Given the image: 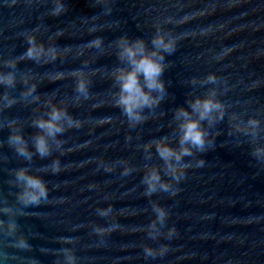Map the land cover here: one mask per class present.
Listing matches in <instances>:
<instances>
[{"label": "water", "instance_id": "1", "mask_svg": "<svg viewBox=\"0 0 264 264\" xmlns=\"http://www.w3.org/2000/svg\"><path fill=\"white\" fill-rule=\"evenodd\" d=\"M157 35L175 39L164 54L165 91L133 126L115 106V70L130 67L120 40L142 39L152 51ZM29 38L43 46L37 59L25 56ZM9 74L14 83H0V264H67L63 249L76 264H264V0H0V78ZM81 80L87 98L76 91ZM209 96L221 109L200 122L204 150L182 157L188 167L177 183L157 142L179 151L177 111L198 119L191 104ZM53 107L81 125L63 120L66 131L49 138L51 155L41 158L33 121ZM17 132L30 161L9 144ZM20 168L47 182L46 201L18 200ZM153 170L169 191L146 194Z\"/></svg>", "mask_w": 264, "mask_h": 264}, {"label": "clouds", "instance_id": "2", "mask_svg": "<svg viewBox=\"0 0 264 264\" xmlns=\"http://www.w3.org/2000/svg\"><path fill=\"white\" fill-rule=\"evenodd\" d=\"M63 11V6H58L54 9L53 15H58ZM97 39L93 43L100 44ZM153 50L148 51L145 42L142 39H136L129 42L127 38L120 40L119 58L122 61H127L130 67L117 68L115 70V78L120 86L119 99L116 107L122 109L123 114L127 120L135 126L136 124L143 123L147 116L143 114L145 108H153L158 105L163 98L165 91V83L161 79L165 70L164 54H171L175 51V39H166L163 35H157L152 40ZM29 49L25 56L29 59H37L38 53H43V46H37L34 38H29ZM54 51V50H53ZM55 58V57H53ZM216 77L211 75L208 77L209 82H215ZM0 83L11 85L14 83V77L9 74L6 77L0 78ZM34 90V89H33ZM76 91L88 97L87 84L81 80L76 87ZM153 93L157 95L153 96ZM10 106V105H9ZM193 112L198 113V119H192L190 113L186 109H179L177 111V119L184 118L181 124L182 136L180 137V150L173 149L169 144L164 142L166 138H162L157 142V152L160 158L168 165L172 178L179 183L183 178L184 173L182 169L187 168L188 165H182L179 162L182 157L191 155V148L195 147L201 151L205 147V132L200 126L202 120L208 119L214 110L221 109V104L216 102L212 96L207 98H197L192 104ZM222 118V117H221ZM67 119L70 121V127H79L81 122L74 120L66 109L53 107L47 118L40 117L33 121L34 127L38 128L40 132L34 137V148L36 153L41 158L51 155V147L49 145V138L55 139L58 134L66 131L62 121ZM255 124V121H253ZM9 144L14 147L16 152L23 156L26 160H31L33 153L29 149L27 141L24 139L21 132L10 135ZM189 145L191 147H189ZM259 155V151L257 152ZM175 160L177 166H172L171 161ZM203 160L199 162L202 166ZM53 173L61 170L59 160H56L51 165ZM130 169H126L125 173ZM144 183L147 185L146 194L151 196L157 191V187L163 191H169L171 185L168 182L162 181L158 171H151L144 177ZM16 184L21 189L18 194V200L24 206L39 205L42 201L48 198V185L47 182L40 176L32 174L28 168H20L16 171ZM179 191V189H177ZM175 195V192L172 193ZM157 219L163 223L167 213L161 207H155ZM112 211L111 205L108 209L102 211L100 215L107 216ZM15 227V225H12ZM155 227V224L152 225ZM113 230V229H111ZM105 229H97L99 235L104 234ZM176 229L173 227L169 229V238L173 236ZM65 242H68L66 239ZM21 247H28L27 243L23 240L20 241ZM66 257L67 264H76V256L68 249L61 250ZM168 251L167 246H162L159 254L163 255ZM145 255L148 257L155 256V250L152 248L144 249Z\"/></svg>", "mask_w": 264, "mask_h": 264}]
</instances>
